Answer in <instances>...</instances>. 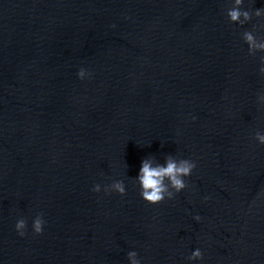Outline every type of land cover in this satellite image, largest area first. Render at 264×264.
I'll list each match as a JSON object with an SVG mask.
<instances>
[{"label":"water","instance_id":"1","mask_svg":"<svg viewBox=\"0 0 264 264\" xmlns=\"http://www.w3.org/2000/svg\"><path fill=\"white\" fill-rule=\"evenodd\" d=\"M235 6L0 0V264H264V0ZM169 157L188 187L148 204Z\"/></svg>","mask_w":264,"mask_h":264},{"label":"clouds","instance_id":"2","mask_svg":"<svg viewBox=\"0 0 264 264\" xmlns=\"http://www.w3.org/2000/svg\"><path fill=\"white\" fill-rule=\"evenodd\" d=\"M244 0H235V7L228 11V16L233 23H243L244 21H250L252 15L248 11H241V6ZM257 17L264 16V9H258L255 11ZM244 38L249 45L250 50L259 48L264 50V44H257L255 36L251 32H245ZM81 80L85 77V70L81 69L78 73ZM257 138L260 140V144L264 145V136H260L257 133ZM196 168V164L193 161L181 159L176 160L169 157L166 166L153 167L152 163L145 160L142 163L140 174L137 178L138 183L141 186V196L145 202L151 205H159L165 201V199H174L175 194L184 191L188 185L185 182V178L190 177ZM99 193L101 191L100 185H96L93 189ZM106 192L115 191L121 196L126 195V188L123 181H116L109 187L105 188ZM196 220L199 221L200 217L197 216ZM45 221L42 214L38 215L33 222V230L35 234H43ZM27 222L24 219H20L16 223V230L20 236L26 234ZM138 254L135 251L128 253L130 264H140L138 260ZM191 259H203L202 252L197 249L193 252Z\"/></svg>","mask_w":264,"mask_h":264}]
</instances>
